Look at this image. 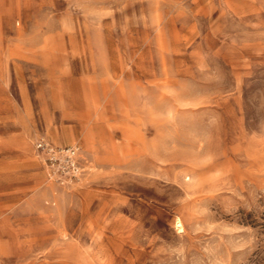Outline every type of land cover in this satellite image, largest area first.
<instances>
[{"label": "rangeland", "instance_id": "374dc122", "mask_svg": "<svg viewBox=\"0 0 264 264\" xmlns=\"http://www.w3.org/2000/svg\"><path fill=\"white\" fill-rule=\"evenodd\" d=\"M0 264H264V0H0Z\"/></svg>", "mask_w": 264, "mask_h": 264}, {"label": "built area", "instance_id": "2783aa9c", "mask_svg": "<svg viewBox=\"0 0 264 264\" xmlns=\"http://www.w3.org/2000/svg\"><path fill=\"white\" fill-rule=\"evenodd\" d=\"M49 173L60 181L79 178L84 171L83 158L75 144H54L40 137L35 142Z\"/></svg>", "mask_w": 264, "mask_h": 264}]
</instances>
